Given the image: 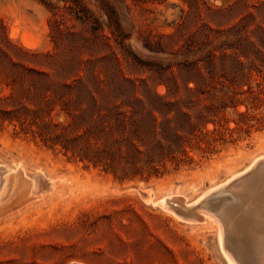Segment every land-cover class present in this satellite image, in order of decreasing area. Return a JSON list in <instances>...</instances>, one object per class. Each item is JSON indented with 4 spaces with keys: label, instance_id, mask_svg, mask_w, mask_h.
Wrapping results in <instances>:
<instances>
[{
    "label": "rangeland",
    "instance_id": "374dc122",
    "mask_svg": "<svg viewBox=\"0 0 264 264\" xmlns=\"http://www.w3.org/2000/svg\"><path fill=\"white\" fill-rule=\"evenodd\" d=\"M258 2L0 0V23L10 41L75 62L80 68L75 79L91 86L99 113L120 111L116 105L124 102L137 107L136 98L153 102L167 95L166 101L191 114L203 110L207 117L201 124L207 118L222 124L217 123L215 141L202 142L204 150L188 146L184 162L166 160L156 166L158 175L124 177L120 165L114 173L105 164L112 163L105 155L98 163L82 159L97 149L93 136L87 147L84 134L92 124L66 114L59 104L51 119L45 118L58 124L51 130L30 120H0V162L16 169L10 173L12 191L0 202V264H231L219 223L205 214L214 211L200 208L204 217L190 222L184 217L191 214L166 199L176 195L175 201L197 207L264 159V77L254 73L233 84L222 68L224 55L241 47L237 27ZM246 21L251 26L244 34L250 35L260 20ZM239 112L247 115L239 118ZM77 134L84 140L75 144ZM259 168L252 175L261 179L264 164ZM226 193L211 201H231ZM234 213L232 222H239ZM244 232L234 233L233 243L239 241L234 245L245 249L247 264H262L259 255L252 256L255 235Z\"/></svg>",
    "mask_w": 264,
    "mask_h": 264
},
{
    "label": "trees",
    "instance_id": "16d2710c",
    "mask_svg": "<svg viewBox=\"0 0 264 264\" xmlns=\"http://www.w3.org/2000/svg\"><path fill=\"white\" fill-rule=\"evenodd\" d=\"M259 1L254 5L255 12L237 27L241 30L242 48H232L233 53L223 57L224 77L230 83H240L244 77H254V73L264 77V0ZM250 18L259 19L260 24L250 35L244 34L250 31L251 25L246 21ZM210 65L215 69L214 62ZM79 69L75 62H65L53 54L16 46L0 23V120L10 123L30 120L32 124L51 130L58 124L47 122L45 118L51 119L55 106L59 104L66 114L80 118L81 123L90 121L92 124L84 134L89 144L87 147H92L88 138L93 136L97 149L93 156L83 154L82 159L98 163L105 155L112 161L106 160L105 164H109L114 173L120 165L124 177L129 173L143 176L145 171L149 176L158 175V164L166 160L180 164L185 161L183 156L190 157L188 146L204 150L202 142L215 141L213 134L218 130L217 123L222 125L220 122L207 118L201 124L207 117L203 110L191 114L166 101L167 95L156 97L153 102L136 98L137 107L127 106L124 102L116 105L117 109L121 107L120 111L99 113V101L91 86L82 79H75L80 75ZM255 81L261 85L259 78ZM5 87L9 92L4 91ZM246 112L237 113L238 117L246 116ZM37 119H41V124ZM234 121L237 125L244 123L243 120ZM208 122L215 124L212 130L207 129ZM61 126L65 128V125ZM73 140L78 144L84 138L77 134ZM62 145L69 148L63 142Z\"/></svg>",
    "mask_w": 264,
    "mask_h": 264
},
{
    "label": "bare ground",
    "instance_id": "6f19581e",
    "mask_svg": "<svg viewBox=\"0 0 264 264\" xmlns=\"http://www.w3.org/2000/svg\"><path fill=\"white\" fill-rule=\"evenodd\" d=\"M260 161H264V159L260 158L259 160L255 161L254 164H256V165L252 164L253 168H252V166L250 167V168H252V170H250V168H249L250 172L247 169V171L242 173L239 177L237 176L238 177V178L236 177L237 179L234 178L236 180H234V182L232 183L233 185H231L229 188H222L220 186L219 189L222 188L221 190H217V191L215 190L216 191L215 194L211 192V194H209L205 200H203L201 203L199 202L200 204L197 207H195V206L192 207L191 205H189L190 206L189 208L192 209L190 211L191 215L184 217L185 219H189V220H191L190 222H192V220H194V219L196 220L197 217L203 216V214L206 211H204V213H202L203 212L202 210H205V208L214 211V214H212V213L209 214V212H206L205 214H208L207 217H209V216L212 218L215 217V223L216 222L219 223L218 225H220V229H218V230L221 231L220 236L222 235V240L224 241V245L222 247H223V249L225 248V250H223V251L225 252L227 250L229 252L231 251L230 253H232L231 256L227 253L229 256L228 258L230 259L231 264H247L246 258H245L244 253H243L244 248L239 247L241 244L240 245H238V244L234 245L235 242H239L237 240L239 238H236L235 240H237V241H235L234 243L232 241V237H233L234 233H237L236 236H238L240 234L242 236V233L244 232V230L249 231V232L251 231L253 233V235H255V236H252L253 237L252 239L255 242V245L253 246L255 249L253 250L254 253L252 254V256L254 254H256L257 256L259 255L258 256L260 259L259 262L261 261L260 263L264 264V175L261 177V179L259 177H257V175L256 176L252 175L253 173H255V171H257V169L259 168V166H261V164H264V162H260ZM17 165H20V163H17ZM13 171H16V169L14 167H10L5 163L0 162V202H2L4 199H6L9 195V193L12 191V187H13L12 184L14 183V181H13V177L10 175V173ZM259 172H257V173H259ZM36 178H37V176H36ZM40 180H41V178H40ZM12 181H13V183H12ZM229 183H231V179H230ZM49 184H52V183H49ZM53 187H55V186H53ZM216 188H218V187H216ZM48 189H50V188H48ZM209 191H207V192L210 193ZM211 191H213V189ZM207 192H206V194H204V196L207 195ZM224 192L225 193L227 192L226 194H228V192H230L231 201L227 200L225 202V198H221V199L219 198L220 200H218L217 202H213L210 200L211 196L216 195L218 193L222 194ZM175 196L174 197H168L166 199V201L176 199ZM183 198H185V197H183ZM183 198H181V199L184 200ZM159 202L162 203L161 200ZM184 203H185V201H184ZM220 204H222V205H220ZM194 205H196V204H194ZM166 208H168V207H166ZM200 208H202V210H200ZM234 208H237V211H235L236 209H234ZM234 212H238L239 215H237V216H240L242 218V219L240 218L239 222H232V220H233L232 218L234 217V215H236V213H234ZM216 216H217V218H216ZM179 218H181V217H179ZM212 218H210V219H212ZM220 219L222 220V222ZM234 219H235V217H234ZM243 221H245V222H243ZM199 222H200V220H199ZM204 222H206V220ZM225 227H226V230H224ZM244 233H246V232H244ZM244 235H246V234H244ZM241 238L243 239V237H241ZM232 245L235 246L234 249H233ZM248 249H249V247H248ZM251 249H253V248H251ZM247 250H246V252H247ZM250 252H248V253H250ZM247 255L249 256V254H247ZM256 255H254V256L256 257ZM258 257L256 258V260L258 259ZM252 260H255V259H252Z\"/></svg>",
    "mask_w": 264,
    "mask_h": 264
},
{
    "label": "water",
    "instance_id": "95a60500",
    "mask_svg": "<svg viewBox=\"0 0 264 264\" xmlns=\"http://www.w3.org/2000/svg\"><path fill=\"white\" fill-rule=\"evenodd\" d=\"M260 162H264V161H260ZM214 195L210 197V200L213 199ZM167 203L171 206H173L174 208H176L177 210H179L182 214L184 215H188L190 214V211L192 210L189 207L184 206L183 204L175 201V200H168Z\"/></svg>",
    "mask_w": 264,
    "mask_h": 264
}]
</instances>
